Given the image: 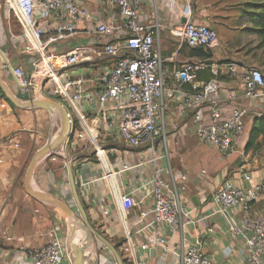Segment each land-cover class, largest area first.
Returning <instances> with one entry per match:
<instances>
[{
  "label": "built area",
  "instance_id": "built-area-1",
  "mask_svg": "<svg viewBox=\"0 0 264 264\" xmlns=\"http://www.w3.org/2000/svg\"><path fill=\"white\" fill-rule=\"evenodd\" d=\"M10 1L8 9L16 15L22 28L18 40L21 49L40 56L31 77L21 66L12 68L13 75L23 89L33 86L32 76L39 78L42 95L49 90L47 84L53 82L54 98L81 111V114H72L78 126L72 139L88 137L97 158H100L99 148L103 150L96 142L100 131L106 139L129 149H145L155 157L167 135L164 122L167 98L177 102L185 129H192L199 143L218 152L224 160L238 153V138L245 129L249 112L264 117V72L261 69L235 62L206 65L207 61L202 59L169 67L167 62L174 60L163 57L156 41L159 24H149L139 15L144 0H103L122 18L123 36L93 47L79 45L59 57L45 51L50 38L43 40L42 22L47 19L58 37L75 32L79 24L93 29L96 36L108 35L113 27L82 8L76 0ZM167 27L170 36L190 49L217 46L216 30L205 23L185 17L183 22ZM79 66L86 72L74 75L71 71ZM207 67L212 77L200 79L199 73ZM59 70L65 71V78H61ZM224 76L236 77L235 85L228 86L222 79ZM91 113L98 117L100 130L96 125L87 134L85 119ZM163 157V154L158 156ZM74 160L69 158L68 162ZM122 167L126 169V165ZM115 173L107 169L105 176L111 180ZM140 188L145 190L143 198L151 200L150 209L141 212V216L151 214L150 224L176 233L184 224L193 223L178 194L184 186L177 185L174 179L156 173ZM113 190L115 192L114 187ZM133 193L118 195L123 210L135 206ZM263 197L264 184L253 182L249 174L243 175L240 183L224 180L210 196L216 214L239 212L238 221L227 219V234L240 242L246 264H264V208L257 210ZM144 246L161 249L163 255L169 252L167 239L157 231L147 237ZM70 253L60 230L53 227L47 231L45 244L28 249L26 256L30 264H60ZM178 257L180 264H211L199 244L186 247ZM164 258L147 262L162 264Z\"/></svg>",
  "mask_w": 264,
  "mask_h": 264
},
{
  "label": "crops",
  "instance_id": "crops-1",
  "mask_svg": "<svg viewBox=\"0 0 264 264\" xmlns=\"http://www.w3.org/2000/svg\"><path fill=\"white\" fill-rule=\"evenodd\" d=\"M76 2L98 19L112 26L114 30L108 35L96 36L93 29L79 24L75 32L58 37L56 30L47 19L42 22L45 31L43 40L50 38L45 47L46 53L59 57L79 45L93 47L123 36L122 18L103 0H76ZM200 6V3L195 7L190 6L189 0L143 1L139 15L149 24H159L156 41L163 57L174 60L167 62V65L173 67L181 62L202 59L168 33L167 26L183 22L185 17L209 25L220 35L218 43L221 47L224 46L223 50H216L218 44L214 48L203 49L210 55L202 60L210 64L211 62L247 63L243 59L247 56L235 51L237 49L236 43H233V40H236L235 35L223 34L224 29H221L223 27L217 22H213L210 17L199 15V10L203 11ZM19 53H23L21 47L8 55L9 63L12 68L21 66L25 74L31 77L35 72L34 65L40 56L37 52H24L25 54L22 55ZM207 62L206 65H210ZM206 69L213 75L208 67ZM71 72L77 75L86 70L79 66L73 68ZM59 73L61 78L66 77L64 70H59ZM0 75L9 90L21 102L41 99L43 89L39 78L32 76L33 86L23 89L17 86L15 76L7 68L1 67ZM200 77L203 78L202 74ZM226 77L224 82L228 86L235 85L236 77ZM47 86L49 90L45 94L52 95L55 87L53 82H49ZM241 101L246 103L244 100ZM166 103L164 122L167 126V135L165 142L159 145L155 157L145 149H129L121 143L106 139L100 131L96 138V142L103 148V150L99 148L100 158L93 159L88 151L75 158L73 165L76 166L74 178L77 193L87 210L89 220L112 245L118 247L122 260L127 264H148L147 261L157 260L161 256L165 257L162 264H180L178 254L186 247L196 244H199L209 257L211 264H246L240 252V242L231 239L227 234V219L238 221L239 212L231 210L225 215L216 214L210 196L224 180L240 183L241 177L245 174L251 175L253 182L264 184V167L257 168L253 162L248 163L245 160L236 163L237 158L234 156L224 160L218 152L208 148L212 152L213 160L207 158L199 161V164L202 163L199 165L202 166V174L195 169L190 173L192 168H186L185 165L175 168L169 161L171 157L169 150L174 149L175 140L180 139L186 145L190 138H196L191 132L192 129H185L175 99L167 98ZM72 106L74 105L71 104ZM74 108L69 107L73 116L81 114V111ZM51 120L52 112L46 109L36 106L13 107L0 95V264H30L26 251L43 246L47 240V231L53 227L60 230V235L68 247L66 241L69 221L63 212L50 202L29 196L23 188V182L22 186L19 183L20 173L27 158L51 139L49 137ZM99 122L96 115L89 114L85 119L86 132L87 130L91 132ZM98 129L100 130L99 125ZM85 140L91 142L88 137ZM52 153L37 163L30 187L58 198L59 192L63 194L60 190L62 181L54 174V170L48 167L47 158ZM161 154L165 157L159 159L158 156ZM109 155L111 160L108 158ZM196 163L197 161L194 165H197ZM123 164L126 165V169H123ZM107 169L116 172L111 180L105 176ZM156 173L164 178H172L177 185L184 186L178 194L186 205L193 223L184 224L182 230L176 233H170L165 227L150 224L152 216L149 213L141 216V212L146 213L150 209L151 200L147 197L143 198L145 190L140 186ZM128 191L134 192L132 195L135 206L123 210L118 195ZM263 208L264 199L257 205V210ZM155 231L167 239L169 252L165 255L161 249L154 250L151 255V248L146 249L144 246L147 237ZM76 244L77 239L72 237L69 251L73 253L71 252L60 264H74L76 251L73 247H76ZM91 264L116 263L107 248L98 244Z\"/></svg>",
  "mask_w": 264,
  "mask_h": 264
},
{
  "label": "rangeland",
  "instance_id": "rangeland-1",
  "mask_svg": "<svg viewBox=\"0 0 264 264\" xmlns=\"http://www.w3.org/2000/svg\"><path fill=\"white\" fill-rule=\"evenodd\" d=\"M10 2V0H0V49L3 51L6 57L18 50V48L20 47V43L18 40L21 38L20 36L22 34V28L18 21V18L11 9H8ZM199 3L201 4L200 8L203 9V11L199 10V15H202L204 17L206 16L208 18L210 17L209 19H212L213 22H217L219 26L223 27L221 28L224 29L223 34L225 33L227 36L228 34L230 36L235 35L236 40H233V43H236L237 45L235 46V48H237L235 49V51H239L240 54L242 53V56H244V54H248L246 55L247 57L243 58L247 62L245 63V65H256L260 67V69H262L264 72V46L260 45V47H258L260 38H258L257 35L251 33L249 34L244 31V29L247 27H255V23L251 22L249 16L257 14L258 12H262L264 0H189V4L192 7H195ZM245 4H248L249 6H246ZM247 17L249 19H247ZM248 20H250L251 23ZM217 36L219 39L220 35L218 34V32ZM217 44L218 46L216 50L222 51L224 46L221 47L218 42ZM232 49H234V47ZM22 54L25 53L23 52L20 55ZM47 95L54 97L50 94ZM42 96H40V98H42ZM250 108L252 109V107ZM254 116L255 114L250 111L247 117L245 129L238 141L239 151L237 154H235L234 157L237 158L236 163H238L239 160H245L248 163L253 162L257 168H262L264 167V140L260 137L254 144H252L249 150L246 149L250 132L252 130ZM50 123L51 125L49 137L52 139L61 131L62 120L60 114L57 111L52 112V120ZM87 133L90 134L89 130H87ZM190 139L191 140L189 141V143H186V145H184L180 141V139L175 140L174 149L171 151L169 150V154L171 156L169 159L170 164L174 165L175 168L180 167V165H185L186 168H192L190 170V173H193L195 169L202 174V166H199L202 163L199 164V161H203L207 158L213 160V156L211 154L212 152L206 145L199 143L197 139ZM87 151L90 152V155L93 159H97L95 153L93 154L92 144H90L85 139L78 140L71 138V140L67 142L65 150L62 142L57 148L54 149L52 155L47 158L48 167L51 170H54V174L57 176V178L60 179V181H62L60 190L63 192V194H60L59 192L60 196L58 197V199L67 203L69 206L71 205L73 209H75V204L71 197L67 180L66 163L69 158L75 159L81 153H86ZM33 153L30 154V156L27 158L21 170L19 179V183L21 186L26 169L31 161L32 156L34 155ZM108 158L111 160L110 155L108 156ZM196 161L197 165H194ZM73 164L74 161H71L70 165L72 167V171H74V169L76 168V166L74 167ZM83 208L86 212L89 224L92 226V223L90 222L87 214V210L84 206ZM66 218L68 219L67 216ZM92 227L96 232L101 234V232L98 231L95 226ZM71 234L74 239H77L76 247H73L75 251L78 247L84 246L86 244L87 241L85 233L79 226L76 225L73 228V232ZM68 237L69 235L67 233V241ZM94 242L96 248V246L100 243L96 240H94ZM87 253L88 251L85 249V254L87 255Z\"/></svg>",
  "mask_w": 264,
  "mask_h": 264
},
{
  "label": "water",
  "instance_id": "water-1",
  "mask_svg": "<svg viewBox=\"0 0 264 264\" xmlns=\"http://www.w3.org/2000/svg\"><path fill=\"white\" fill-rule=\"evenodd\" d=\"M1 67H5L8 69L9 72L13 73V69L11 64L9 63L8 58L0 49V69ZM15 82L17 86L21 87L16 78H15ZM0 88L3 91L4 95L6 96V98L17 108H31L36 106L46 109L50 112L57 111L61 116L62 125H61L60 134L55 138L50 139L44 146L39 148L34 153L23 177V188L29 196L52 203L68 217V221H69L68 232H67L68 235H70L73 232V228L76 225L82 228V230L85 233L87 242L84 246H80L76 249V252L74 253V264H91V259L89 255L85 254V249L86 248L88 249L90 240H96L100 244H102L105 248H107V250L113 256L116 264H123V260L117 249L103 235L96 232L93 229V227L89 224L86 212L83 208L82 202L77 193L74 174L70 162L67 161L66 163V173H67V180L69 184L71 197L75 204V209H73L71 206H69L67 203L63 202L62 200H59L58 198L48 193L34 190L30 187V181L34 173V170L37 166V163L41 159L50 155L54 151V149L57 148L62 142L65 150L67 142H69L71 138H73L74 120L72 113L69 107L67 106V104H65L60 99L45 94H43V97H45L46 99H42V98L29 99L24 102H21L9 90L5 82L1 79V75H0ZM153 251L154 249L150 250L151 255H153Z\"/></svg>",
  "mask_w": 264,
  "mask_h": 264
},
{
  "label": "trees",
  "instance_id": "trees-1",
  "mask_svg": "<svg viewBox=\"0 0 264 264\" xmlns=\"http://www.w3.org/2000/svg\"><path fill=\"white\" fill-rule=\"evenodd\" d=\"M248 4H245V5L246 6H249ZM249 18L251 19V22L252 23H255V27H251L250 26V27H247L245 29L243 28L244 31L246 33H249V34L251 33V34L257 35L258 38H260L259 39V45H258V47H260V45L261 46H264V6H263L262 12H258L257 14L250 15ZM249 18L247 17V19H249ZM248 21L250 22V20H248ZM192 50L194 51V53L197 56L202 57V59H204V57L205 58H208V56L210 55L206 51H203V49H200V48H198V49H192ZM246 55H248V54H246ZM207 64H210V63L207 62ZM200 74H202V77L203 78L200 77ZM211 77H212V75L208 72L207 69H204V70H202L199 73V78L200 79L208 80ZM225 78H227V77H225V76L222 77L223 81L225 80ZM0 95L5 100H7L11 106L14 107V105L5 97V95H4L3 91L1 90V88H0ZM57 99H59V98H57ZM73 123H74V129H76L78 126H77L75 120H74ZM260 137L264 140V117L263 116H261V117L254 116V120H253V123H252V130L250 132V136H249L248 143L246 145V149L249 150L250 147L252 146V144H254ZM239 138H238V141H239ZM113 246L119 252L118 247L116 245H113ZM119 254H120V252H119ZM123 264H127V263L123 260Z\"/></svg>",
  "mask_w": 264,
  "mask_h": 264
},
{
  "label": "bare ground",
  "instance_id": "bare-ground-1",
  "mask_svg": "<svg viewBox=\"0 0 264 264\" xmlns=\"http://www.w3.org/2000/svg\"><path fill=\"white\" fill-rule=\"evenodd\" d=\"M42 99H46L45 97H42ZM61 132V131H60ZM60 132L56 135V136H58L59 134H60ZM56 136H54L53 138H55ZM52 138V139H53ZM64 138H66V137H64ZM63 138V139H64ZM78 226V225H77ZM80 227V226H79ZM81 228V227H80ZM82 229V228H81ZM84 232V231H83ZM71 238H72V234H70L69 235V237H68V248H69V244H70V240H71ZM95 242H94V240H90L89 241V247H88V249L86 248V250L88 251V253H87V255H89V257H90V259H92V257H93V254H94V252H95ZM72 250V249H71ZM72 253H73V251H71Z\"/></svg>",
  "mask_w": 264,
  "mask_h": 264
}]
</instances>
